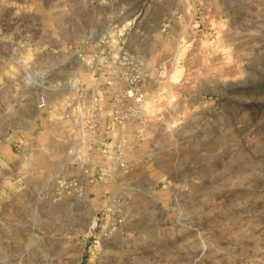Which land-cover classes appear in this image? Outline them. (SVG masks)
Here are the masks:
<instances>
[{
    "label": "rangeland",
    "instance_id": "obj_1",
    "mask_svg": "<svg viewBox=\"0 0 264 264\" xmlns=\"http://www.w3.org/2000/svg\"><path fill=\"white\" fill-rule=\"evenodd\" d=\"M125 45L138 55L122 72L147 62L161 116L154 159L130 188L123 236L95 245L80 232L61 264H264V0H0V166L33 113L26 71L66 63L64 80L102 86Z\"/></svg>",
    "mask_w": 264,
    "mask_h": 264
},
{
    "label": "built area",
    "instance_id": "obj_2",
    "mask_svg": "<svg viewBox=\"0 0 264 264\" xmlns=\"http://www.w3.org/2000/svg\"><path fill=\"white\" fill-rule=\"evenodd\" d=\"M119 54L112 70L120 74L102 86L64 80L66 63L51 73L26 71L34 81L33 113L14 126V158L0 166V264L70 262L47 246L69 245L72 255L80 232L91 234L95 245L126 232L129 191L147 179L161 116L148 108L147 62L130 75L122 71L137 52L125 45ZM54 100L65 106L49 120ZM109 183L118 188L99 203L97 191Z\"/></svg>",
    "mask_w": 264,
    "mask_h": 264
},
{
    "label": "bare ground",
    "instance_id": "obj_3",
    "mask_svg": "<svg viewBox=\"0 0 264 264\" xmlns=\"http://www.w3.org/2000/svg\"><path fill=\"white\" fill-rule=\"evenodd\" d=\"M203 50H204V49H203ZM216 55H217V54H216ZM217 57H219V56L217 55ZM220 57H221V56H220ZM208 58H209V57H208ZM209 59H210V58H209ZM209 59H208V60H209ZM217 59H218V58H217ZM219 59H220V58H219ZM213 60H214V59H213ZM204 62H206V60H205ZM204 62H203L202 64H204ZM227 63H228V62H227ZM205 64H207V63H205ZM209 65H210V64H209ZM209 65H208V66H209ZM204 66H205V65H204ZM209 67H210V66H209ZM209 67H208V68H209ZM208 68H207V69H208ZM209 69H210V68H209ZM209 69H208V71H209ZM208 71H207V73H209ZM207 73H206L205 75H206V78H207V80H208V77H210L209 75H211V74L213 75V72H212L211 74H207ZM212 75H211V76H212ZM215 75H216V74H215ZM207 76H208V77H207ZM172 78H173L174 80H176V83H177V79L179 78V71H176V73L174 74V76H173ZM204 78H205V76H204ZM211 78H212V77H211ZM201 80H203V79H201ZM209 80H210V79H209ZM204 81H205V79H204ZM211 81H212V79H211ZM223 82H224V81H222V83H223ZM211 236H212V235H211ZM195 257H196V255H195ZM197 257H198V256H197Z\"/></svg>",
    "mask_w": 264,
    "mask_h": 264
},
{
    "label": "crops",
    "instance_id": "obj_4",
    "mask_svg": "<svg viewBox=\"0 0 264 264\" xmlns=\"http://www.w3.org/2000/svg\"><path fill=\"white\" fill-rule=\"evenodd\" d=\"M49 253H51V254H53V255H58V254L61 253V252L58 251V250L55 251V252H52V251L49 250ZM58 263H61V262H58ZM58 263H57V264H58ZM62 263H63V262H62Z\"/></svg>",
    "mask_w": 264,
    "mask_h": 264
}]
</instances>
